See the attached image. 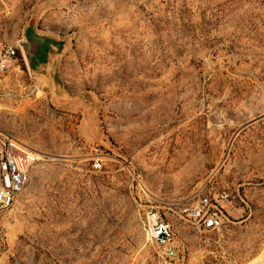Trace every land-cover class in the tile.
Masks as SVG:
<instances>
[{"label": "rangeland", "instance_id": "obj_1", "mask_svg": "<svg viewBox=\"0 0 264 264\" xmlns=\"http://www.w3.org/2000/svg\"><path fill=\"white\" fill-rule=\"evenodd\" d=\"M32 34L63 51L30 62ZM9 45L0 133L44 158L0 210V264H264V0H3ZM221 192L220 228L190 221Z\"/></svg>", "mask_w": 264, "mask_h": 264}, {"label": "built area", "instance_id": "obj_2", "mask_svg": "<svg viewBox=\"0 0 264 264\" xmlns=\"http://www.w3.org/2000/svg\"><path fill=\"white\" fill-rule=\"evenodd\" d=\"M3 0H0V8ZM17 49L6 46L0 50V68L14 58ZM44 154L24 142L0 133V210L11 208L26 183L32 166L43 160ZM99 166L100 164H96ZM215 202L207 197H199L196 204L185 209L190 221L196 222L206 229L220 228L223 224V214L218 204L228 201L229 194H217ZM148 238L158 248L164 257L172 258L177 253L175 228L172 222L164 218L158 211H151L147 216Z\"/></svg>", "mask_w": 264, "mask_h": 264}, {"label": "water", "instance_id": "obj_3", "mask_svg": "<svg viewBox=\"0 0 264 264\" xmlns=\"http://www.w3.org/2000/svg\"><path fill=\"white\" fill-rule=\"evenodd\" d=\"M32 39H34L37 42H40L41 44L47 45V47L44 51V54H43V58H42L43 62L47 61V56L50 52L55 51L56 53H61L63 51L64 44H65V42L62 40L48 41V38L35 36L34 34H32L31 36H28V43H26L24 45V50H25L27 57L30 60V62H32V59H33L32 56L30 55V52H29Z\"/></svg>", "mask_w": 264, "mask_h": 264}, {"label": "flooded vegetation", "instance_id": "obj_4", "mask_svg": "<svg viewBox=\"0 0 264 264\" xmlns=\"http://www.w3.org/2000/svg\"><path fill=\"white\" fill-rule=\"evenodd\" d=\"M48 41H51L48 39ZM41 43L37 41H35L34 39H32V42H31V45H30V50L31 52H33V58L36 59V60H39V61H42V58H43V54H44V51L47 47V45H40ZM36 52H40L39 55L35 54Z\"/></svg>", "mask_w": 264, "mask_h": 264}, {"label": "crops", "instance_id": "obj_5", "mask_svg": "<svg viewBox=\"0 0 264 264\" xmlns=\"http://www.w3.org/2000/svg\"><path fill=\"white\" fill-rule=\"evenodd\" d=\"M31 51V50H30ZM34 59V58H33ZM34 60H36V59H34Z\"/></svg>", "mask_w": 264, "mask_h": 264}, {"label": "trees", "instance_id": "obj_6", "mask_svg": "<svg viewBox=\"0 0 264 264\" xmlns=\"http://www.w3.org/2000/svg\"><path fill=\"white\" fill-rule=\"evenodd\" d=\"M29 52H30V50H29ZM31 55V54H30Z\"/></svg>", "mask_w": 264, "mask_h": 264}]
</instances>
